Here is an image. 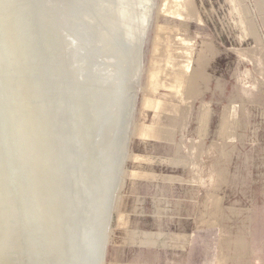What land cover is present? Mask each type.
Returning a JSON list of instances; mask_svg holds the SVG:
<instances>
[{
	"label": "rangeland",
	"instance_id": "1",
	"mask_svg": "<svg viewBox=\"0 0 264 264\" xmlns=\"http://www.w3.org/2000/svg\"><path fill=\"white\" fill-rule=\"evenodd\" d=\"M141 1L128 0L137 14ZM150 3L146 27L133 17L143 52L103 264H215L220 227L208 219L264 241V0ZM198 150L206 153L188 158ZM172 153L178 160L169 164L184 166L164 164ZM198 165L199 179L188 180L182 167ZM156 231L185 233L190 241L184 251L142 244L144 232Z\"/></svg>",
	"mask_w": 264,
	"mask_h": 264
},
{
	"label": "water",
	"instance_id": "2",
	"mask_svg": "<svg viewBox=\"0 0 264 264\" xmlns=\"http://www.w3.org/2000/svg\"><path fill=\"white\" fill-rule=\"evenodd\" d=\"M142 49L128 0H0V264L103 263Z\"/></svg>",
	"mask_w": 264,
	"mask_h": 264
},
{
	"label": "crops",
	"instance_id": "3",
	"mask_svg": "<svg viewBox=\"0 0 264 264\" xmlns=\"http://www.w3.org/2000/svg\"><path fill=\"white\" fill-rule=\"evenodd\" d=\"M262 50L260 49V51L264 53V51ZM203 112L205 114L202 119L205 121L207 120L209 112H207V110H203ZM225 116H227V114H225ZM219 125L220 127L224 126L221 128H224L223 131H225V124H222L220 122ZM204 136L205 135L201 136L200 138L198 137V139L200 140V143H202ZM199 140L195 141V143L199 142ZM204 153H206L205 150L203 151L198 150L197 153L189 152L187 155L189 159H193L194 157L195 159H200ZM176 155L177 153H172L171 156L166 157V161L165 159L163 160L164 164L171 165L174 167L184 166V163L181 164L180 162L169 164L168 162L169 159L178 160V158L175 157ZM182 168L187 170V173H188L187 176L189 177L188 180L199 179L200 177L199 173L202 168L199 165L197 168H189V167H182ZM214 171H217L218 173L222 174V172L218 168H215ZM151 176L155 178L163 177L158 174H152ZM167 176H171V175H167ZM171 178L181 181L178 177H175V176H171ZM211 219L206 220V223L209 226L213 227L217 225L220 227V232L218 236L219 246L217 247V250H216L217 260L215 264H264V261H263L264 241H261V243L258 242L257 238H255L251 234L249 235L247 234L246 236H243L242 234H232L229 231L225 232V230H221V229H224L222 228L223 219H218V217L211 218ZM143 234L145 237L142 240V244L150 245L148 243L155 241L156 242L155 245H159L161 246V248L163 247L164 249H167V250L172 249L176 251H184L187 243H189L190 241L188 239L189 238L188 234H185V233L183 235L179 233H172V232L167 233V232H162V231H156L152 233L144 232ZM122 264H175V263H173L169 259L163 263H160L158 261L151 262V261L137 260V262H128V263H122Z\"/></svg>",
	"mask_w": 264,
	"mask_h": 264
},
{
	"label": "bare ground",
	"instance_id": "4",
	"mask_svg": "<svg viewBox=\"0 0 264 264\" xmlns=\"http://www.w3.org/2000/svg\"><path fill=\"white\" fill-rule=\"evenodd\" d=\"M142 2V4H143V7H142V11H140L141 13L140 14H137V13H139V12H136V11H134L135 10V8H131V10H132V14H133V17L135 16V19L136 18H141V20H142V26H145L146 24H147V22H149V15H150V8H151V6H150V0H142L141 1ZM139 7V6H138ZM138 21V20H137ZM148 25V24H147ZM146 25V26H147ZM145 26V27H146ZM144 27V28H145ZM145 35V34H144ZM144 37V36H143ZM142 40H144L143 38H142ZM141 62V61H140ZM141 65V64H140ZM139 75H140V73H139ZM138 75V77H140ZM138 79V78H137ZM133 100V99H132ZM132 105V104H131ZM133 112V111H132ZM131 114V113H130ZM131 116V115H130ZM131 119V118H130ZM128 122H129V120H128ZM128 125V124H127ZM127 136L129 135V134H126ZM124 141V140H123ZM122 141V144H124V142ZM126 141H127V139H126ZM121 144V145H122ZM125 146V148H126V144L125 145H123V147ZM124 149V148H123ZM123 152V151H122ZM121 153V152H120ZM123 154V153H122ZM122 154H120V158H118V162H119V171L118 172H120V174H122V171H123V164H124V162L122 161V158H124V156L122 155ZM117 174V173H116ZM118 175V174H117ZM117 175H115V178L116 177H118ZM118 178H116V180H117ZM115 181V180H114ZM117 181H119L118 183V187L121 185V182H122V178H121V176H120V180H117ZM117 188V187H116ZM115 188V189H116ZM118 189V188H117ZM112 191V190H111ZM116 191H118V190H116ZM113 192V191H112ZM111 192V193H112ZM116 193V192H115ZM112 194H114V193H112ZM116 195V194H115ZM114 196V195H113ZM116 197V196H115ZM115 202V201H114ZM113 208H114V205H113ZM112 208V209H113ZM110 221V220H109ZM108 237V236H107ZM107 242V241H106ZM107 244V243H106ZM104 261V260H103ZM104 263V262H103ZM102 263V264H103Z\"/></svg>",
	"mask_w": 264,
	"mask_h": 264
}]
</instances>
